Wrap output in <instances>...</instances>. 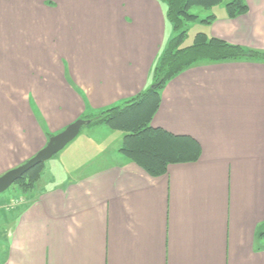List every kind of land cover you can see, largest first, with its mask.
Returning a JSON list of instances; mask_svg holds the SVG:
<instances>
[{
    "label": "crops",
    "instance_id": "crops-1",
    "mask_svg": "<svg viewBox=\"0 0 264 264\" xmlns=\"http://www.w3.org/2000/svg\"><path fill=\"white\" fill-rule=\"evenodd\" d=\"M243 3L198 33L264 54V0ZM166 12L156 0H0V176L151 86L173 35ZM159 97L150 126L188 139L196 160L152 177L119 152L122 132L95 125L45 188L3 199L0 264H264V61H202Z\"/></svg>",
    "mask_w": 264,
    "mask_h": 264
},
{
    "label": "trees",
    "instance_id": "trees-1",
    "mask_svg": "<svg viewBox=\"0 0 264 264\" xmlns=\"http://www.w3.org/2000/svg\"><path fill=\"white\" fill-rule=\"evenodd\" d=\"M156 1L166 5V18L173 27V35L153 68L155 88L151 89L149 86L138 95L106 108L95 116L83 118L90 122L88 126L104 125L110 130L122 132L124 137L119 152L152 177L164 175L169 164L196 160V150L188 139L171 136L150 126L159 106V91L179 74L202 61H264V54L259 51L207 38L203 33H197L190 46H182L187 34L183 21L198 19L190 11L209 10L223 0ZM225 9L230 19L245 14L247 10L243 0H231L225 5ZM212 19L213 17H208L202 22L208 24ZM42 166L33 168L15 183L22 193L35 188Z\"/></svg>",
    "mask_w": 264,
    "mask_h": 264
},
{
    "label": "rangeland",
    "instance_id": "rangeland-1",
    "mask_svg": "<svg viewBox=\"0 0 264 264\" xmlns=\"http://www.w3.org/2000/svg\"><path fill=\"white\" fill-rule=\"evenodd\" d=\"M225 3H226V0L225 1L223 0V2H221V4H219L218 6L212 8L210 10L192 9L190 11L192 14L197 15L198 19L195 20V21H191V22L183 21V25H184L185 29L187 30L186 38H185L184 43L182 45L183 47H187V46H190L192 44L194 36L198 32H200L201 21L203 19H205L211 12L217 11V9H218L217 7H223L225 5ZM171 28H173L172 25H171ZM169 38L170 39L172 38V34L169 36ZM170 39H168L165 48L168 46V43H169ZM152 76H153V79H152L153 84L150 86V88L152 86H154V73L152 74ZM94 129H96L95 126H83L80 129V132H79L78 136L71 143H69L65 148L74 146L78 141L84 142V141H88L89 139L96 140V134L95 135L92 134V131ZM116 133H118V132H116ZM118 134L122 135L121 133H118ZM67 150H68V148H67ZM62 151L60 153L56 154L51 160H49V161H47V162H45L43 164L42 169H41L40 179L36 183L35 189L31 190V191H33L31 193V195L32 194H37L43 188H45V184L48 182V180L50 178L49 167L50 166H54L56 161H57V159H58V157L60 155H62V153H64V151H66V150H64L63 152ZM95 158H99L98 155H96ZM20 196H22L24 198H27L29 195H28V193L27 194L22 193L20 191V189L17 187V185H15V184L12 185L6 192L0 194V208L1 209L6 208L5 200L8 203H12V201L14 199L17 200L18 198H20ZM3 199H5V200H3Z\"/></svg>",
    "mask_w": 264,
    "mask_h": 264
},
{
    "label": "water",
    "instance_id": "water-1",
    "mask_svg": "<svg viewBox=\"0 0 264 264\" xmlns=\"http://www.w3.org/2000/svg\"><path fill=\"white\" fill-rule=\"evenodd\" d=\"M155 85L151 87L154 89ZM88 120L78 119L71 123L59 134L48 139L45 147L38 151L31 159L23 165L12 169L0 176V194L6 192L12 185L19 181L27 172L51 160L56 154L60 153L69 143L79 134L83 126H88Z\"/></svg>",
    "mask_w": 264,
    "mask_h": 264
}]
</instances>
